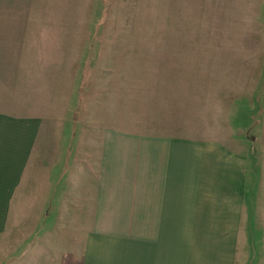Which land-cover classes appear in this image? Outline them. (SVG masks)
<instances>
[{
	"label": "rangeland",
	"instance_id": "obj_1",
	"mask_svg": "<svg viewBox=\"0 0 264 264\" xmlns=\"http://www.w3.org/2000/svg\"><path fill=\"white\" fill-rule=\"evenodd\" d=\"M0 20L25 44L17 76L53 100L34 104H46L41 149L0 234V264L83 241L121 135L215 140L243 154L238 259L264 264V0H0ZM13 94L19 111L27 93Z\"/></svg>",
	"mask_w": 264,
	"mask_h": 264
},
{
	"label": "crops",
	"instance_id": "obj_2",
	"mask_svg": "<svg viewBox=\"0 0 264 264\" xmlns=\"http://www.w3.org/2000/svg\"><path fill=\"white\" fill-rule=\"evenodd\" d=\"M11 26L10 21L0 20V27L10 30L6 39L0 37V74L14 67L11 81L0 79V234L7 230L14 197L29 162L34 161L33 153L41 149L46 104L38 108L34 104L43 99L53 103L49 94L47 98L39 93L50 88L36 86L33 79L27 86L21 70L22 76H17L14 63L22 57L25 44L14 34L17 27ZM16 88L27 93L19 96V111L12 104ZM120 138L117 155L107 159L102 193L91 209L92 230L80 243L53 249L49 260L30 257L27 262L242 264L238 258L246 200L243 154L221 142L195 137ZM111 171H115L113 179ZM112 188L117 195L109 194Z\"/></svg>",
	"mask_w": 264,
	"mask_h": 264
}]
</instances>
